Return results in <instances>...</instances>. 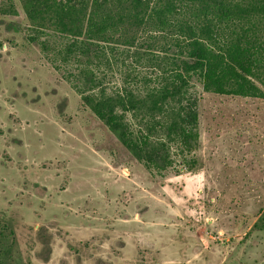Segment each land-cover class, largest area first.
<instances>
[{
    "label": "rangeland",
    "instance_id": "obj_1",
    "mask_svg": "<svg viewBox=\"0 0 264 264\" xmlns=\"http://www.w3.org/2000/svg\"><path fill=\"white\" fill-rule=\"evenodd\" d=\"M14 1L18 15L0 0V264H264V96L196 81L198 165L153 175L28 40Z\"/></svg>",
    "mask_w": 264,
    "mask_h": 264
},
{
    "label": "trees",
    "instance_id": "obj_2",
    "mask_svg": "<svg viewBox=\"0 0 264 264\" xmlns=\"http://www.w3.org/2000/svg\"><path fill=\"white\" fill-rule=\"evenodd\" d=\"M7 1L3 13L18 15ZM18 2L28 40L153 175L198 165L196 81L218 95L264 96V0ZM43 244L50 254L51 239Z\"/></svg>",
    "mask_w": 264,
    "mask_h": 264
}]
</instances>
